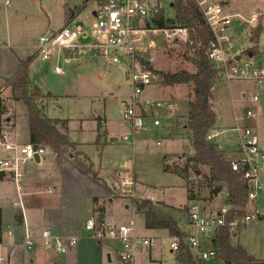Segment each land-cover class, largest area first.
I'll use <instances>...</instances> for the list:
<instances>
[{"label":"rangeland","instance_id":"rangeland-1","mask_svg":"<svg viewBox=\"0 0 264 264\" xmlns=\"http://www.w3.org/2000/svg\"><path fill=\"white\" fill-rule=\"evenodd\" d=\"M165 1L167 4L164 11L173 17L171 0ZM209 1H219L225 6L228 14L240 13L246 18L252 15L258 17L257 26L234 19L231 26V43L234 50L240 51L243 58L249 57L245 51L255 45L249 39L250 31L260 25L261 34L255 46L256 53L252 57L258 63L262 61L264 66V0ZM97 7L98 0H0V57L2 58L4 48L8 52L12 51L15 57L28 53L35 55L30 64V77L45 95L42 98L45 114L51 118L68 120L66 133L69 139L76 141L78 151L86 153L89 157L86 160L75 154V163L82 169L93 168L102 179L101 183L94 185L66 176L67 185L72 184L74 191L81 196L79 207L85 214L79 212L78 216L84 219L89 214L87 210L91 205L90 193L98 190V194L103 195L98 198L99 204L104 205L107 210V219L116 224L131 223L132 232L139 239L143 236L153 239L152 246L136 249L131 263L123 262L117 255L120 251L115 250L117 241L109 243L104 240L107 253L111 254L110 264H181L176 263L175 251L171 248L173 236L165 228H147L145 215L137 211L134 203V199L164 202L166 205L162 210L177 221L180 230L186 231V235L188 232H194L188 223L187 212L181 211L191 203L188 199L186 180L176 173L164 171L162 164V155L180 150L181 140L190 145L188 134L183 130H179L185 133L183 135L170 136L172 134L166 131L167 118L155 112L156 103L163 97L174 99L176 95L172 90L174 88H165L160 81L152 78L139 89V97L134 100V108L135 112L142 116V125L135 128L132 119L125 117L122 103L126 101L131 105L133 102V88L128 84L129 71L124 65L111 63L103 56H95L85 50L79 53L60 50L48 60L42 59L36 53L35 44L44 34L57 31L66 24L91 26L95 21L94 11ZM72 12L75 16L69 18ZM69 19L72 20L71 23H68ZM149 29L152 31L147 33L145 41L137 49V57L140 60H147L148 65L163 72L196 70L190 60L187 29V35L184 37L170 35L172 28H167L168 32L164 30L155 32V28ZM140 63L145 65L142 61ZM56 66L64 72H56ZM181 87L187 97L190 92L189 86ZM163 92L166 96H162ZM254 93L259 95V100L256 104H251L249 96ZM8 94L12 95L10 90L5 91V96ZM8 97L6 96L8 110L5 115L11 117L13 122H4L3 128L13 129L16 122L15 131H18L22 141H26L29 138V124L25 104ZM212 102L216 112V124L224 130L215 139L224 148L234 150L227 155L228 157L232 159L236 155L239 141L235 129L237 115L243 118L240 120L241 125L255 128L260 142L264 144V87L256 86L251 81H227L219 77L213 87ZM178 103L181 106L185 105L181 100ZM250 105L254 106L256 112L254 118L245 117ZM155 120H158L159 124H155ZM169 124L173 125L174 122L169 121ZM98 134H101V143L106 139L105 145L100 146V140L97 142ZM183 150L184 145L179 152L170 156L169 163L173 161L182 163ZM191 152L192 148L188 153ZM54 157V152L49 149L42 156L40 163L29 164L38 165V174L44 185L48 182L46 180L48 175L59 168ZM191 176L195 181H199L197 176ZM123 177L129 178L131 183L123 185ZM262 180L264 182V174ZM107 187H110V194L104 195ZM203 196L206 197L201 199L204 201L203 204L218 206L224 202L226 189L210 201L206 190L203 191ZM245 208L250 213L257 212L263 219L251 222L240 229L233 239L234 244H240L249 252L264 258V191H259L256 199ZM194 256L197 259L196 263L202 264L196 255ZM104 258L108 260V255ZM215 259L203 262L228 264L221 260L217 262Z\"/></svg>","mask_w":264,"mask_h":264},{"label":"built area","instance_id":"built-area-1","mask_svg":"<svg viewBox=\"0 0 264 264\" xmlns=\"http://www.w3.org/2000/svg\"><path fill=\"white\" fill-rule=\"evenodd\" d=\"M215 35L208 47V58L214 63L219 77L224 80H246L256 86L264 87V66L256 62L252 56L244 57L240 51H235L231 43V26L234 19L246 22L252 26L258 24V17L252 15L244 17L240 13L228 14L225 6L219 1L195 0ZM165 0H98V7L94 11L95 21L91 26L78 24L65 25L61 29L50 34L40 36L35 44L37 55L44 60L51 59L57 51H87L95 56H103L111 63L122 64L129 71L128 84L133 88L132 104L123 101L125 117L132 119L135 128L142 125V116L135 112L134 100L139 97V89L148 84L153 78L152 73L142 65L138 59L137 49L145 41V36L153 27H148L151 21L162 10H165ZM171 6V4H170ZM165 12V11H164ZM167 31L155 28L156 31ZM227 32V33H226ZM184 37L186 28L180 26L171 29V33ZM86 41V42H85ZM55 71L63 73V69L56 66ZM251 104H256L259 95L254 93L249 96ZM256 112L250 105L245 113L246 118H254ZM242 117H236L235 129L239 141L236 147V155L231 159L232 169L240 171L248 186V203L256 199L259 191H264V144L260 142L255 128L240 124ZM159 124L158 120L154 121ZM222 131L212 129L207 138L216 141V137ZM218 143V142H217ZM219 144V143H218ZM220 146V145H219ZM0 172L10 179L16 186L17 198L14 206L25 210V192L23 191V179L31 162H37L35 155L40 158L49 150L45 146H36L30 141H22L20 134L7 127L0 129ZM131 181L127 177L122 178L123 185H129ZM48 192L52 187L48 186ZM201 199L191 200L188 205V223L194 232L187 233L184 241L190 246L193 253L202 261L216 258V250L213 246L215 231L221 226L229 224L232 231H239L251 222L261 220L257 212L250 213L245 209V214L235 216L228 221L232 210L236 206L225 202L218 206H207ZM246 205V206H247ZM84 228L89 237L102 240L105 238L118 239L120 242L119 257L125 263H131L134 252L141 246H152L151 237L139 239L132 232L131 223L116 224L111 219L90 216L84 223ZM23 243L25 247L32 248L41 245L47 251L56 254H64L78 242L77 236L64 237L56 233L52 228L46 227L37 232L31 226L24 224ZM9 233H12L10 230ZM181 241L173 235L171 248L177 251ZM2 259L0 258V261Z\"/></svg>","mask_w":264,"mask_h":264},{"label":"trees","instance_id":"trees-1","mask_svg":"<svg viewBox=\"0 0 264 264\" xmlns=\"http://www.w3.org/2000/svg\"><path fill=\"white\" fill-rule=\"evenodd\" d=\"M171 10L174 16H169L163 10L151 21L147 22L148 27L166 29L175 26L184 27L188 30L189 39L187 45L191 50L190 60L196 70H178L175 72H163L156 70L145 59L138 57L140 62L145 64L162 86H174L176 84H186L190 88L185 101V113L174 120V128L170 136L188 134L192 152L183 153L182 163L173 161L169 163L170 156L175 153H165L162 155L163 170L176 173L186 180L188 199H205L203 191L206 190L208 201L212 200L224 189L226 196L224 202L236 206L232 210L228 221L235 216L245 214V207L248 203V186L240 171H235L231 166V158L219 144L207 138L208 133L215 128L216 112L213 108V87L219 78V73L214 63L208 58L207 51L210 42L215 39L211 27L207 23L203 12L195 0H171ZM170 10V11H171ZM71 16H75L72 12ZM257 26V25H256ZM261 27L252 28L250 40L255 45L245 52L256 53L255 46L259 41ZM35 55H29L24 59L19 58L18 68L9 77L5 78L4 87H10L14 100L25 104L28 117L29 139L36 146H45L55 154V160L62 164L68 157L78 156L88 160V155L78 151V143L69 139L66 134L67 119L51 118L44 112L42 98L45 96L39 86L33 85L30 79V64ZM7 105L0 91V129L7 120L3 116L7 113ZM11 118V117H10ZM12 119V118H11ZM10 119V120H11ZM100 119V118H99ZM6 120V121H5ZM100 127L101 121L99 120ZM175 129V130H174ZM183 130L184 132H180ZM101 134L97 135V142ZM178 155V154H176ZM75 161V160H74ZM91 177L100 181L101 178L90 168ZM191 175L197 176L199 181H195ZM5 176L0 172V180ZM96 198L94 201L96 202ZM137 211L145 215L147 228H165L170 235H175L181 241L179 250L175 251V260L181 264H198L195 254L190 246L184 241L186 234L180 230L177 221L162 208L164 202H153L151 199H134ZM102 215L104 207L96 209ZM187 212L188 206L181 209ZM1 230V223H0ZM238 231H232L227 223L218 228L213 236V246L216 250V259L228 264H264V258H259L249 253L240 244H234L233 239L238 235ZM197 257V256H196ZM198 258V257H197ZM198 261L205 264L201 259Z\"/></svg>","mask_w":264,"mask_h":264},{"label":"crops","instance_id":"crops-1","mask_svg":"<svg viewBox=\"0 0 264 264\" xmlns=\"http://www.w3.org/2000/svg\"><path fill=\"white\" fill-rule=\"evenodd\" d=\"M71 22L72 20L69 19L68 23ZM5 46L8 47L7 45ZM1 55L2 58L0 57V91L2 97L5 99L6 102V96H9L11 98L12 95L8 94L5 96V91L7 90L11 91L10 87H4L5 78L12 75L15 72V70L18 68L19 58L24 59L29 55H33V53H28L27 55H16L15 57L12 51L8 52L4 48L2 49ZM251 56H253V54H251ZM260 64L262 65V61L260 62ZM32 84L37 85L34 82H32ZM182 85H186V84L165 86V88H174L172 89L176 94L174 95V99L171 98L167 99L163 97L162 100L158 101L155 105L157 107L155 109V112L167 118L166 119L168 121L166 123L167 133H170L172 128L174 127V124L170 125L169 121L174 122L175 118L185 113V105L181 106L178 103V101L180 100L184 103L187 99L186 95H184V93L182 92L184 90L181 87ZM165 94L166 93L163 92L162 96H166ZM6 105L8 107L7 103ZM144 114L146 115V113ZM235 117L240 118V116L238 115ZM3 118L7 120V121L5 120L6 122L9 121L13 122L12 119L6 115H4ZM14 125L15 126L13 127V129L17 130L16 122L14 123ZM67 126H68V122H67ZM215 129L222 131L221 133H223L224 131L222 130V127L218 126L217 124L215 125ZM175 137L178 136L176 135ZM106 143H107L106 139L105 142L103 141V143H101L100 140L99 145L103 146ZM185 144H186L185 141L181 140V149L183 145L185 146ZM220 147L227 152L226 153L227 155H230L234 151V150H228L227 148H224L221 145ZM180 150L178 149L175 151H171L169 153H176L179 152ZM0 151H1V147H0ZM74 160L75 159L73 157H68L63 160L61 165L57 164V168L59 167L58 170H55L54 173L48 175V177L46 178L48 182L45 185L44 183L41 182L42 179L38 174V165L33 164L31 166H28V169L26 171L22 183L23 191L25 192V210H24L25 218L23 217L22 210L19 207L13 205V202L17 198V190L15 184L6 177L0 180V223H1L0 258L2 259L0 261V264H110L111 263L112 261L111 254L107 253L108 251L107 246L104 245L103 241L105 240L109 243H113L114 241H117L116 243L117 246L115 250L118 251V249H120L121 246L119 240L111 239V238H105L102 240L93 239L88 236L84 228V223L90 216L92 215L99 216L100 211L96 210L98 207H104V212L102 215L105 218H107V210L105 206L99 204L98 197L101 198V196L103 195L98 194V190L95 193L91 192L89 198L91 201V205L90 208L87 210L89 214H87L84 219L80 218L78 214L79 212H81L79 207L81 196L74 191V186H71L72 184L67 185L68 181L66 180V176L68 175L69 177H72V179L76 181L82 180L84 182L94 185L96 183H101L102 179L99 182L94 180L91 177L90 168L88 170H86V168L82 169L80 166H78L79 164L75 163ZM41 161L42 158H40V161H37L36 163H40ZM93 171L95 172V174H97L95 170ZM97 176L100 177L99 174H97ZM48 186L52 187L53 189L52 192L47 191ZM108 194H110V187H107V191L105 192L104 195H108ZM95 198L97 199L96 202L94 201ZM85 207L87 208V206ZM81 214L84 215L85 213L81 212ZM262 219L263 216H261V220ZM25 223L31 226L37 232L41 231L43 228L50 227L56 233L64 237L77 236L78 242L75 246L71 247L68 250V252L64 254H56L54 251H46L41 245L38 244L32 248H27L23 243V238H24L23 229ZM10 230L12 231V233H9ZM183 232L186 233V231ZM143 237H147V236H143ZM251 254L259 258H262L257 254L254 253ZM105 255H108V260L104 258ZM117 255H119V253ZM215 260L219 262L218 259Z\"/></svg>","mask_w":264,"mask_h":264},{"label":"water","instance_id":"water-1","mask_svg":"<svg viewBox=\"0 0 264 264\" xmlns=\"http://www.w3.org/2000/svg\"><path fill=\"white\" fill-rule=\"evenodd\" d=\"M258 12H260V10H257ZM227 33V32H226ZM251 54L252 53H250V56H251ZM190 149H191V146L189 145V144H185V146H184V150H183V152L184 153H188L189 151H190ZM35 159H36V161H40V157H39V155L38 154H36L35 155Z\"/></svg>","mask_w":264,"mask_h":264}]
</instances>
